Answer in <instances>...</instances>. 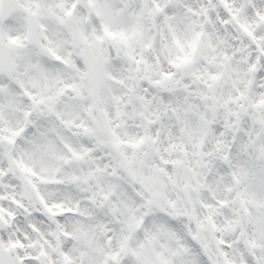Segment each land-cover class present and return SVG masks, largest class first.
I'll return each mask as SVG.
<instances>
[{"label": "snow or ice", "instance_id": "1", "mask_svg": "<svg viewBox=\"0 0 264 264\" xmlns=\"http://www.w3.org/2000/svg\"><path fill=\"white\" fill-rule=\"evenodd\" d=\"M0 264H264V0H0Z\"/></svg>", "mask_w": 264, "mask_h": 264}]
</instances>
